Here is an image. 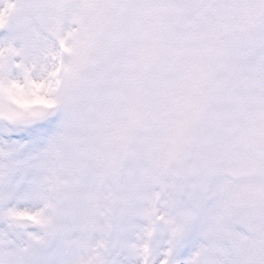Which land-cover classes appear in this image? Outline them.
I'll return each instance as SVG.
<instances>
[{
	"label": "snow or ice",
	"instance_id": "obj_1",
	"mask_svg": "<svg viewBox=\"0 0 264 264\" xmlns=\"http://www.w3.org/2000/svg\"><path fill=\"white\" fill-rule=\"evenodd\" d=\"M0 264H264V0H0Z\"/></svg>",
	"mask_w": 264,
	"mask_h": 264
}]
</instances>
